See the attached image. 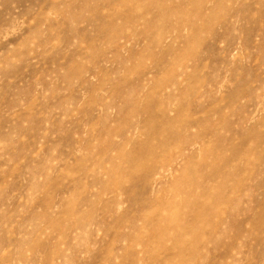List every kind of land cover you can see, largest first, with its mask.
Listing matches in <instances>:
<instances>
[{"label": "rangeland", "instance_id": "1", "mask_svg": "<svg viewBox=\"0 0 264 264\" xmlns=\"http://www.w3.org/2000/svg\"><path fill=\"white\" fill-rule=\"evenodd\" d=\"M0 264H264V0H0Z\"/></svg>", "mask_w": 264, "mask_h": 264}]
</instances>
